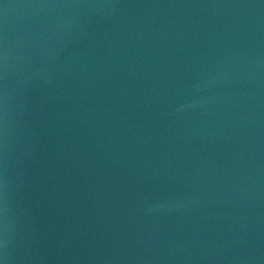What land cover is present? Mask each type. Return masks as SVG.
<instances>
[{
  "label": "water",
  "instance_id": "water-1",
  "mask_svg": "<svg viewBox=\"0 0 264 264\" xmlns=\"http://www.w3.org/2000/svg\"><path fill=\"white\" fill-rule=\"evenodd\" d=\"M0 264H264V0H0Z\"/></svg>",
  "mask_w": 264,
  "mask_h": 264
}]
</instances>
